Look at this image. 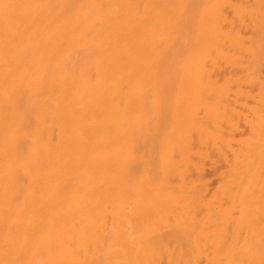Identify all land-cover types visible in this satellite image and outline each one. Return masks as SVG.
I'll return each mask as SVG.
<instances>
[{"label": "bare ground", "instance_id": "bare-ground-1", "mask_svg": "<svg viewBox=\"0 0 264 264\" xmlns=\"http://www.w3.org/2000/svg\"><path fill=\"white\" fill-rule=\"evenodd\" d=\"M0 264H264V0H0Z\"/></svg>", "mask_w": 264, "mask_h": 264}]
</instances>
